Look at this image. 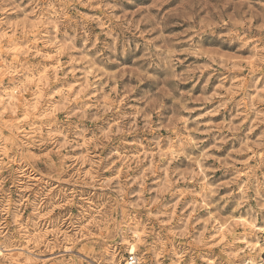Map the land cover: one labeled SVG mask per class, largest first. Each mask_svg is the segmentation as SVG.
Wrapping results in <instances>:
<instances>
[{
  "label": "clouds",
  "instance_id": "9594fccd",
  "mask_svg": "<svg viewBox=\"0 0 264 264\" xmlns=\"http://www.w3.org/2000/svg\"><path fill=\"white\" fill-rule=\"evenodd\" d=\"M0 264H264V0H0Z\"/></svg>",
  "mask_w": 264,
  "mask_h": 264
}]
</instances>
